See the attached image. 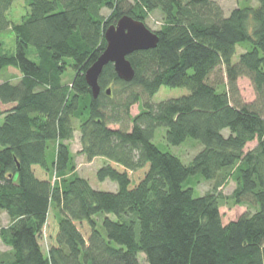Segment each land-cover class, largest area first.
Listing matches in <instances>:
<instances>
[{
	"label": "trees",
	"instance_id": "16d2710c",
	"mask_svg": "<svg viewBox=\"0 0 264 264\" xmlns=\"http://www.w3.org/2000/svg\"><path fill=\"white\" fill-rule=\"evenodd\" d=\"M15 1L0 0V38L11 31L15 40L13 52L0 42V74H19L0 82V103L11 104L0 110V210L10 218L0 264H140L138 253L147 264H264V0L227 16L215 0H26L13 22ZM155 11L156 47L128 56L130 81L105 65L94 98L84 72L105 47V28L125 14L146 24ZM217 69L226 81L213 84ZM242 76L256 92L249 103ZM163 86L188 92L152 102ZM135 103L142 108L131 116ZM127 119L130 130L108 126ZM158 127L169 144L190 137L202 148L184 163L153 142ZM75 131L79 154L106 159L96 176L115 191L75 172ZM193 175L211 189L194 195ZM222 203L253 210L223 223Z\"/></svg>",
	"mask_w": 264,
	"mask_h": 264
},
{
	"label": "rangeland",
	"instance_id": "374dc122",
	"mask_svg": "<svg viewBox=\"0 0 264 264\" xmlns=\"http://www.w3.org/2000/svg\"><path fill=\"white\" fill-rule=\"evenodd\" d=\"M132 2L133 0H129ZM216 3H218L222 9L224 14L227 16L230 11L236 7L239 6H258L257 0H215ZM26 0H16L8 12V18L12 20L13 22H19L26 14H27V7L25 4ZM109 10L107 8L103 9V14L108 15ZM162 15L160 11H155L151 13L147 19L146 24L147 26L152 30H157L161 24H162ZM1 46L6 49L9 52H13L15 48V40H14V34L9 31L5 33V36H2L0 38ZM243 50L242 47H237V52H241ZM238 53L234 56V60H237ZM19 75L18 72L13 68H8L3 74H0V82L4 80L5 78H11V76L8 75ZM73 70L69 69L67 73L64 76L65 82H68L71 80L73 76ZM15 81V79H12ZM213 84L220 83L222 81H226V78L222 72V69H217L209 79ZM237 86L239 95L242 99V101L245 102H252L256 99V92L255 89L248 77L242 76L239 77L237 80ZM188 92V89L185 87H166L163 86L159 89V91L152 96V102H158L160 100L168 99L171 97H178L183 94H186ZM11 104H1L0 103V110H5L9 108ZM142 108L141 103H135L130 107V114L131 116L136 115ZM3 117L0 115V123H2ZM108 126L111 128H128L129 130L132 127V123L129 119L125 122L124 120H121V125L119 123H108ZM164 127H158L155 130L154 138L152 139L154 143H156L162 150H167L173 154H176L182 162L186 163L188 162L192 156L198 152L202 148V144L197 139L193 138H186L183 142H181L178 145H172L169 144L165 138H164ZM228 129H225V133ZM256 144V140L249 142L246 145L247 148H251ZM70 150L74 157V170L75 172L80 176L85 178L89 184L99 190H110L115 191L117 188V183L114 181H111L109 179H105L103 181L98 180L96 176V172L104 165L107 161L103 157H95L89 160L86 156L79 154V151L81 150V144L79 142V132L75 131L73 139L70 141ZM188 184L193 187L194 195H202L207 190L211 189L212 182L203 180L201 177L197 175H193L189 178ZM234 188V182L233 180H229L228 183H226L222 188L221 191L223 194L227 195L230 194L232 189ZM222 221L223 223H227L231 220L237 219L242 213L249 210L252 211L253 208L247 207V205H233L229 206L225 203H222V205L219 208ZM97 219L100 220V216H97ZM10 223V218L8 215L0 210V227H5ZM10 247L5 245L1 239H0V253H3L5 251H9ZM137 259L140 264H147L145 260V256L143 253H138Z\"/></svg>",
	"mask_w": 264,
	"mask_h": 264
},
{
	"label": "water",
	"instance_id": "95a60500",
	"mask_svg": "<svg viewBox=\"0 0 264 264\" xmlns=\"http://www.w3.org/2000/svg\"><path fill=\"white\" fill-rule=\"evenodd\" d=\"M104 39V49L84 72V78L94 98L100 93L98 77L105 65L112 63L117 77L130 81L134 76V68L128 56L134 51L155 48L158 35L143 21L125 14L105 28ZM105 93L110 95L109 87L105 89Z\"/></svg>",
	"mask_w": 264,
	"mask_h": 264
}]
</instances>
